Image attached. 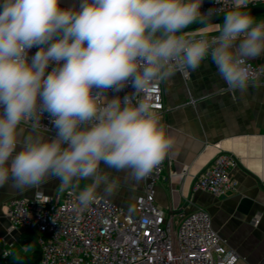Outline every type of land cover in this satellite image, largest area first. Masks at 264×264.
<instances>
[{
	"label": "clouds",
	"instance_id": "obj_1",
	"mask_svg": "<svg viewBox=\"0 0 264 264\" xmlns=\"http://www.w3.org/2000/svg\"><path fill=\"white\" fill-rule=\"evenodd\" d=\"M203 3L81 0L74 9L60 0H0V187L11 180L34 188L49 176L65 187L91 180L77 197L86 209L101 185L106 195L116 191L101 165L132 183L147 178L173 140L139 94L209 56L225 83L243 90L253 75L249 61L264 55V22L240 10L249 0H234L218 35L186 37L189 25L214 15L201 13ZM129 86L123 97L107 95ZM45 116L51 138L35 131ZM22 124L34 134L21 142Z\"/></svg>",
	"mask_w": 264,
	"mask_h": 264
},
{
	"label": "crops",
	"instance_id": "obj_2",
	"mask_svg": "<svg viewBox=\"0 0 264 264\" xmlns=\"http://www.w3.org/2000/svg\"><path fill=\"white\" fill-rule=\"evenodd\" d=\"M210 1L204 0L203 4ZM80 3L81 0H60L65 8L78 9ZM241 11L249 13L255 23L264 22V4ZM224 17L211 18L207 24L194 22L183 34L218 33L217 26L222 25ZM249 63L259 67L264 75V55ZM185 72L187 79L175 71L164 80H156L162 89L164 105L160 122L173 145L154 186L155 204L173 215L190 212L195 206L203 208L214 231L237 254L236 264H264V78L243 90L232 89L218 74L210 56L197 69ZM39 133L51 138L55 129L50 134ZM30 134H34L33 130L21 125V142ZM220 153H230L238 161V166L231 170L237 181L236 190L223 198L192 191L194 179ZM101 172L110 178L116 191L106 195L101 185L96 195L133 214L143 180L132 183L125 173L103 165ZM91 183L84 180L79 187H65L58 178L49 176L34 188H17L11 180L0 187V252L6 250L11 257L33 260L34 249L23 239L28 231L12 228L7 217L13 199H32L36 193L60 199L67 190L79 195Z\"/></svg>",
	"mask_w": 264,
	"mask_h": 264
},
{
	"label": "built area",
	"instance_id": "obj_3",
	"mask_svg": "<svg viewBox=\"0 0 264 264\" xmlns=\"http://www.w3.org/2000/svg\"><path fill=\"white\" fill-rule=\"evenodd\" d=\"M261 4L264 0H249L247 7L240 10ZM210 8L214 12L212 18H219L235 10V5L230 0H211L202 5L201 13ZM36 51L38 48L33 47L29 57ZM250 65L253 75L248 84L264 78L259 67ZM180 73L187 79L186 72ZM131 91L129 86L119 93L109 91L107 95L123 97ZM138 100L149 103L161 117L164 105L158 81L145 88ZM22 126L30 128L28 124ZM36 130L53 133L47 116ZM165 162L166 157L143 180L133 214L97 195L88 208L82 209L79 195L67 190L60 199H51L42 193H36L32 199H13L7 217L12 228L35 232L38 264H236L237 254L214 231L210 216L203 208L195 206L190 212H178L176 221L175 215L166 214L155 204L154 186ZM237 166L238 161L232 154H218L194 179L191 190L203 191L215 198L225 197L237 188V181L231 175ZM8 256V251L1 250L0 261L5 263Z\"/></svg>",
	"mask_w": 264,
	"mask_h": 264
},
{
	"label": "trees",
	"instance_id": "obj_4",
	"mask_svg": "<svg viewBox=\"0 0 264 264\" xmlns=\"http://www.w3.org/2000/svg\"><path fill=\"white\" fill-rule=\"evenodd\" d=\"M23 239L27 243V245L30 248L34 249V254H33V260H28L24 256H20L18 258L11 257L10 255L8 256L7 260L5 263H2L0 261V264H38L39 261V250L37 248L36 244V234L34 231L30 230L26 233L23 234Z\"/></svg>",
	"mask_w": 264,
	"mask_h": 264
}]
</instances>
